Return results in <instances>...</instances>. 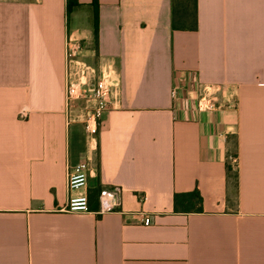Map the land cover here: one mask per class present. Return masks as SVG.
Wrapping results in <instances>:
<instances>
[{
  "label": "crops",
  "instance_id": "crops-1",
  "mask_svg": "<svg viewBox=\"0 0 264 264\" xmlns=\"http://www.w3.org/2000/svg\"><path fill=\"white\" fill-rule=\"evenodd\" d=\"M75 1L0 0V264H264V0H197L194 31L173 30L172 0ZM71 35L114 78L84 214L62 211L89 149L91 105L68 122ZM194 79L237 105L176 109ZM194 192L203 211L175 212Z\"/></svg>",
  "mask_w": 264,
  "mask_h": 264
},
{
  "label": "built area",
  "instance_id": "built-area-1",
  "mask_svg": "<svg viewBox=\"0 0 264 264\" xmlns=\"http://www.w3.org/2000/svg\"><path fill=\"white\" fill-rule=\"evenodd\" d=\"M82 42L75 36H68L65 45L66 58V104L68 122L71 121V108L77 101H85L91 105L86 118L89 149L79 163L67 173V189L69 198L62 211L72 214H84L90 210L88 187V170L93 160V149L98 130L97 118L111 107V93L114 84L112 75H106L82 59ZM229 92L220 85H205L194 79L191 85L176 82L171 91L175 108L188 104L197 112L212 111L223 108L226 104L235 107L237 102L228 100ZM24 115V114H22ZM236 162V160H235ZM109 196L111 202L114 196ZM112 198V199H111ZM143 224L152 225V218H145Z\"/></svg>",
  "mask_w": 264,
  "mask_h": 264
},
{
  "label": "trees",
  "instance_id": "trees-1",
  "mask_svg": "<svg viewBox=\"0 0 264 264\" xmlns=\"http://www.w3.org/2000/svg\"><path fill=\"white\" fill-rule=\"evenodd\" d=\"M71 7L77 4L75 0H68ZM173 30H197L198 16H197V0H172ZM95 40H98V27L95 28ZM237 157V155H235ZM228 172L231 167L228 165ZM238 178V175L235 176ZM175 212H202V198L198 192L187 194H175L174 196Z\"/></svg>",
  "mask_w": 264,
  "mask_h": 264
}]
</instances>
